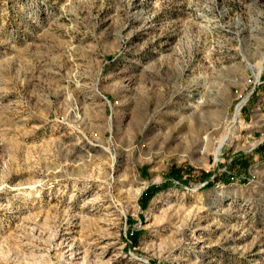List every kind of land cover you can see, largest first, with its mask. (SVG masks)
<instances>
[{
    "label": "rangeland",
    "instance_id": "1",
    "mask_svg": "<svg viewBox=\"0 0 264 264\" xmlns=\"http://www.w3.org/2000/svg\"><path fill=\"white\" fill-rule=\"evenodd\" d=\"M263 59L264 0H0V264H264Z\"/></svg>",
    "mask_w": 264,
    "mask_h": 264
},
{
    "label": "bare ground",
    "instance_id": "2",
    "mask_svg": "<svg viewBox=\"0 0 264 264\" xmlns=\"http://www.w3.org/2000/svg\"><path fill=\"white\" fill-rule=\"evenodd\" d=\"M263 63H264V59H263ZM239 112V109L237 110V113ZM227 138L226 137H224L223 138V140L221 141V144H223V142L226 140ZM221 146V145H220ZM218 151H219V149H218Z\"/></svg>",
    "mask_w": 264,
    "mask_h": 264
},
{
    "label": "water",
    "instance_id": "3",
    "mask_svg": "<svg viewBox=\"0 0 264 264\" xmlns=\"http://www.w3.org/2000/svg\"><path fill=\"white\" fill-rule=\"evenodd\" d=\"M222 145V144H221Z\"/></svg>",
    "mask_w": 264,
    "mask_h": 264
}]
</instances>
